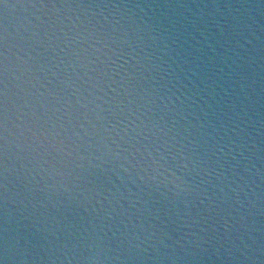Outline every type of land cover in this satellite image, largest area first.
Listing matches in <instances>:
<instances>
[{
    "label": "water",
    "instance_id": "1",
    "mask_svg": "<svg viewBox=\"0 0 264 264\" xmlns=\"http://www.w3.org/2000/svg\"><path fill=\"white\" fill-rule=\"evenodd\" d=\"M0 264H264V0H0Z\"/></svg>",
    "mask_w": 264,
    "mask_h": 264
}]
</instances>
